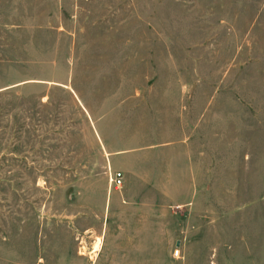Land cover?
<instances>
[{
    "label": "rangeland",
    "instance_id": "1",
    "mask_svg": "<svg viewBox=\"0 0 264 264\" xmlns=\"http://www.w3.org/2000/svg\"><path fill=\"white\" fill-rule=\"evenodd\" d=\"M0 264H264V0H0Z\"/></svg>",
    "mask_w": 264,
    "mask_h": 264
},
{
    "label": "crops",
    "instance_id": "2",
    "mask_svg": "<svg viewBox=\"0 0 264 264\" xmlns=\"http://www.w3.org/2000/svg\"><path fill=\"white\" fill-rule=\"evenodd\" d=\"M108 155L111 170L123 172L124 185L127 187H132L133 182L138 180V178L141 179L145 185L152 184L150 181L152 177H150L147 172H144V163L147 161L145 155L138 156L125 150H110Z\"/></svg>",
    "mask_w": 264,
    "mask_h": 264
},
{
    "label": "built area",
    "instance_id": "3",
    "mask_svg": "<svg viewBox=\"0 0 264 264\" xmlns=\"http://www.w3.org/2000/svg\"><path fill=\"white\" fill-rule=\"evenodd\" d=\"M109 182L110 185L113 186L115 189H120L124 185V174L122 171H112L110 168L109 171Z\"/></svg>",
    "mask_w": 264,
    "mask_h": 264
},
{
    "label": "bare ground",
    "instance_id": "4",
    "mask_svg": "<svg viewBox=\"0 0 264 264\" xmlns=\"http://www.w3.org/2000/svg\"><path fill=\"white\" fill-rule=\"evenodd\" d=\"M101 244H102V241H101V240H98V241L96 242V245H95V248H94V251H95V252H98V251L100 250V248H101Z\"/></svg>",
    "mask_w": 264,
    "mask_h": 264
}]
</instances>
